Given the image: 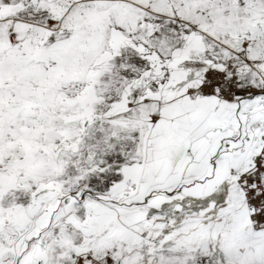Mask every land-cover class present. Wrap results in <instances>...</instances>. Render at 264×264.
Segmentation results:
<instances>
[{
  "label": "snow or ice",
  "instance_id": "obj_1",
  "mask_svg": "<svg viewBox=\"0 0 264 264\" xmlns=\"http://www.w3.org/2000/svg\"><path fill=\"white\" fill-rule=\"evenodd\" d=\"M0 264H264V0H0Z\"/></svg>",
  "mask_w": 264,
  "mask_h": 264
}]
</instances>
